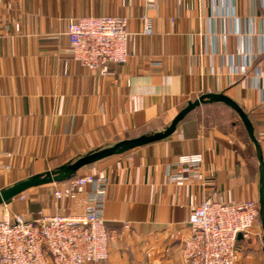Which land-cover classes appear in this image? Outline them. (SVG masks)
<instances>
[{
	"label": "crops",
	"instance_id": "obj_1",
	"mask_svg": "<svg viewBox=\"0 0 264 264\" xmlns=\"http://www.w3.org/2000/svg\"><path fill=\"white\" fill-rule=\"evenodd\" d=\"M86 16L128 18V60L106 74L72 58L69 23ZM209 92L247 111L264 155V0H0V188L160 131ZM238 118L223 103L202 104L167 138L82 169L108 181L110 255L99 264H186L195 206L258 200L259 162ZM187 153L203 154L201 178L172 180ZM47 185L49 195L39 186L30 200L0 205V219L84 211L88 191L59 201V183ZM258 253L244 252L237 264H264Z\"/></svg>",
	"mask_w": 264,
	"mask_h": 264
},
{
	"label": "built area",
	"instance_id": "obj_2",
	"mask_svg": "<svg viewBox=\"0 0 264 264\" xmlns=\"http://www.w3.org/2000/svg\"><path fill=\"white\" fill-rule=\"evenodd\" d=\"M155 0H147L153 7ZM149 23L148 17H144ZM146 33L151 32L148 24ZM128 18L86 16L73 19L67 32L72 58L90 70L106 74L111 63L128 60ZM204 156L187 153L171 169L174 181L198 180ZM103 172L85 173L59 182L56 200L76 199L88 191V204L81 214H23L0 219V264H99L110 255L111 235L103 216L107 194ZM22 193L21 195H23ZM259 222L258 200L224 203L202 200L188 217L190 236L183 246L186 264H237L239 234L250 238ZM126 228L129 224L125 223Z\"/></svg>",
	"mask_w": 264,
	"mask_h": 264
},
{
	"label": "water",
	"instance_id": "obj_3",
	"mask_svg": "<svg viewBox=\"0 0 264 264\" xmlns=\"http://www.w3.org/2000/svg\"><path fill=\"white\" fill-rule=\"evenodd\" d=\"M215 102L223 103L237 113L248 133L250 141L253 143L256 150L259 162V218L263 229L262 240L264 243V155L262 146L255 135L254 126L247 111L237 101L224 92L203 93L196 99L189 100L187 104L176 114L172 121L160 131L142 134L133 138L122 139L112 145L81 155L78 158L67 163H63L54 169L27 176L0 188V205L14 199L16 196L32 188L69 180L77 175L84 167L94 164L102 159L113 155L123 154L134 148L167 138L175 132L178 124L185 119V117L192 110L202 104ZM239 239H242V234H239Z\"/></svg>",
	"mask_w": 264,
	"mask_h": 264
},
{
	"label": "rangeland",
	"instance_id": "obj_4",
	"mask_svg": "<svg viewBox=\"0 0 264 264\" xmlns=\"http://www.w3.org/2000/svg\"><path fill=\"white\" fill-rule=\"evenodd\" d=\"M83 171L84 170H81L78 173V175L85 174V172H83ZM42 187H44L42 189H44V190L46 189L44 194L49 195L50 194L49 189L51 187H53V185H47V186H42ZM34 191L35 190H27L26 192H24L23 195L20 194V196H18V197L22 200H25V199L30 200L31 198H34V196H33V195H35V194H33V193H35ZM262 236H263V229H262L261 221L259 218V222L254 227V229L250 235V238L246 239L245 240L246 242L242 241V242H239V244H238L239 259H240L241 255L244 254V252L254 250V249H258L259 253L257 254L256 257H258V259H261L262 262H264V243L262 240Z\"/></svg>",
	"mask_w": 264,
	"mask_h": 264
},
{
	"label": "trees",
	"instance_id": "obj_5",
	"mask_svg": "<svg viewBox=\"0 0 264 264\" xmlns=\"http://www.w3.org/2000/svg\"><path fill=\"white\" fill-rule=\"evenodd\" d=\"M153 132H156V131H147V132H144V133H141V134H139V135H136V136H134V137H137V136H140V135H142V134H149V133H153ZM131 138H133V137H131ZM92 165V164H91ZM90 166V165H89ZM78 175V174H77ZM77 175H75V176H77ZM74 176V177H75ZM73 178V177H72Z\"/></svg>",
	"mask_w": 264,
	"mask_h": 264
}]
</instances>
